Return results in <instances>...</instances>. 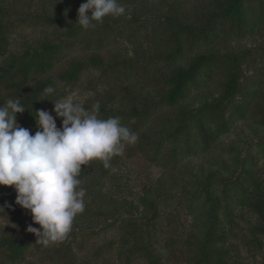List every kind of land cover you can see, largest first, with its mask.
I'll use <instances>...</instances> for the list:
<instances>
[{
	"label": "rangeland",
	"instance_id": "374dc122",
	"mask_svg": "<svg viewBox=\"0 0 264 264\" xmlns=\"http://www.w3.org/2000/svg\"><path fill=\"white\" fill-rule=\"evenodd\" d=\"M85 2L0 0V48L64 44L44 78L56 100L72 95L88 110L98 102L99 118L119 117L138 141L111 160L115 171L83 166L85 210L47 247L27 232L39 225L16 205L14 186H0L1 264H264V234L246 202L264 190V0H244L243 21L226 13L233 0H119L125 15L87 30L76 23ZM202 56L211 60L169 103L177 71ZM84 61L78 81H61ZM48 111L55 117L54 104ZM29 238L14 262L8 240Z\"/></svg>",
	"mask_w": 264,
	"mask_h": 264
},
{
	"label": "clouds",
	"instance_id": "9594fccd",
	"mask_svg": "<svg viewBox=\"0 0 264 264\" xmlns=\"http://www.w3.org/2000/svg\"><path fill=\"white\" fill-rule=\"evenodd\" d=\"M125 13L119 0H86L78 9L76 23L87 30L105 17ZM54 92L49 86L43 94ZM51 102L55 117L49 111L35 112V134L17 123V115L26 111L19 98L0 106V186H14L16 205L29 211L33 224L39 225L30 224L27 232L46 247L63 241L74 219L85 210L86 190L79 179L83 166L95 160L103 162L105 169L112 168L111 160L138 141L119 117L99 118L98 102L91 110L72 95ZM0 212L5 209L0 207Z\"/></svg>",
	"mask_w": 264,
	"mask_h": 264
},
{
	"label": "trees",
	"instance_id": "16d2710c",
	"mask_svg": "<svg viewBox=\"0 0 264 264\" xmlns=\"http://www.w3.org/2000/svg\"><path fill=\"white\" fill-rule=\"evenodd\" d=\"M243 1L244 0H233V6L228 8L226 13H231V15L236 13L239 21H243ZM51 21L52 19H49V23ZM181 31H183V29H181ZM178 36L179 35H177V38ZM209 36V33H205L202 37L208 38ZM64 48V44L59 43L52 47L49 45L43 46L40 50H35L34 53L26 51L19 55H14L9 50L0 48V106L5 105L8 99L19 98L26 111L23 114L17 115V123L20 126L29 129L33 134L35 133V129H37L35 112L39 110L48 111L53 105V102L51 101H56V94L59 91L57 85L55 86L54 81L51 79L45 80L44 78L49 74V70L54 68V65L58 63ZM177 49L178 51L179 49H182L179 42H177ZM210 60V58L202 56L198 58L197 63L192 65L189 69L177 71L173 89L168 97L169 103H177L184 93L188 80ZM91 62L93 64L95 63L93 59ZM88 66L89 63L86 61L74 63L68 70L63 72L61 81H69L70 83L78 81ZM49 86L53 87L55 92L51 95H44V89ZM230 88L232 98L239 89L238 78L232 81ZM228 97V93L225 94L224 100H227ZM224 103L223 101L218 103L217 107L220 108ZM209 185L210 183L208 186ZM206 189L208 188L206 187ZM246 202L250 211H252L258 219V225L255 227V231L264 234V190L259 189L258 192L252 193L250 197H247ZM158 216V210L155 209L152 212L151 219H155ZM130 229L135 230L134 225H130L129 230ZM8 241H10L8 248L15 253L11 259L14 260V262H18L23 258L24 253L29 248L31 240L30 238L25 239L21 243H16L13 239ZM136 251L138 250L136 249Z\"/></svg>",
	"mask_w": 264,
	"mask_h": 264
}]
</instances>
